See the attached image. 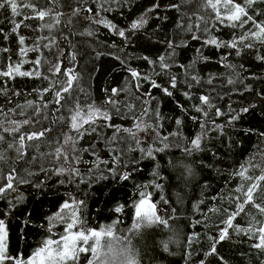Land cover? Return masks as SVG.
<instances>
[{
	"label": "trees",
	"instance_id": "16d2710c",
	"mask_svg": "<svg viewBox=\"0 0 264 264\" xmlns=\"http://www.w3.org/2000/svg\"><path fill=\"white\" fill-rule=\"evenodd\" d=\"M31 2L37 10L51 9V15L45 21L24 20L30 27L22 26L18 34L12 31L14 22L25 16L33 17V10L21 6L20 15H15L10 6L0 9V72L7 71L9 64L21 61H24L21 71H34L32 62L41 60L39 77L0 75V135L3 136L0 184L6 183L13 170L30 181L18 184L15 191L0 198V219L5 220L8 231V254L27 260L45 239H58L64 232V223L56 222L51 227L49 218L74 197L84 202L78 215L86 227L99 230L113 225V231L121 239L112 243L117 249H127L121 260L131 256L138 264H264V251L253 247L258 241L232 228L228 230V238L216 243V253L209 254L214 240H219L221 229L226 227L229 214L236 209L237 198L243 200V192L264 174V61L259 59L264 56V43L249 39L237 48H230L216 47L206 41L215 37L229 43L242 34L247 35L253 24L233 28L220 23L205 6V0ZM99 3L110 10L99 9ZM156 3L160 7L148 11ZM77 8L79 14L73 15ZM89 8L91 12L86 11ZM262 10L264 4H257L249 14L258 22L264 21ZM142 15L147 23L130 30L131 23ZM57 16L59 24H55ZM99 20L115 24L117 29L125 31V37L119 36L116 29L98 23ZM45 22L54 24L51 31L41 29ZM206 26L208 31H204ZM18 35L26 38L24 45L19 44ZM194 35L199 39H193ZM169 41L176 55L168 61L172 66L165 71L178 80L177 88L170 89L172 97L152 88L144 78L168 86L169 76L157 73L161 71L158 58L172 51ZM37 42L40 45L37 51H29L26 56L19 54L21 47L31 48ZM193 61L194 66L187 68ZM54 64L60 65V72L52 70ZM69 69L76 78L68 92H61L62 99L57 103L56 92L67 87L69 75L65 73ZM130 69L138 71L141 78H133ZM192 75H198L199 83L192 80ZM113 88L121 89L113 97L117 101L115 106L105 103ZM185 91L192 93L191 100L183 96ZM149 92L155 99H149L146 95ZM201 95H208L211 101V106H204L207 118L192 107L200 104ZM29 101L33 107L27 106ZM177 102L187 111L182 112ZM77 104L85 111L94 105L107 111L111 119L97 117L94 124L83 125V135L76 143L81 162L74 163L72 145L65 144L64 139L79 136L71 128ZM145 107L146 116L142 115ZM245 107L249 111L229 124L233 112ZM217 108L225 115L216 116ZM192 117L197 119L194 121ZM177 118L183 121L179 132ZM140 119L151 127L137 131L135 126ZM24 120L30 123L23 124ZM213 121L215 125H223V130L216 129ZM17 124L18 132L3 131ZM201 124H206V128L202 129ZM109 125L132 129L136 138L128 132H116ZM41 131L43 136L26 139L22 150H17L21 147V135ZM199 133H204L201 150L186 153L185 149L191 148V139ZM136 140L140 141L139 145ZM10 144L13 146L9 147ZM58 147L67 153V160L56 156ZM149 147L163 150L155 151L153 159L141 152ZM116 157L118 163L114 162ZM241 165L247 167L246 175L251 179L237 175ZM61 167L79 168L80 176L59 175L57 170ZM124 172L130 173L128 179L121 178ZM141 192L151 193L157 215L167 225H143L138 230L133 227L135 205ZM254 199L256 204L264 206V182L254 189ZM10 202L14 207H10ZM116 207H121V212L117 213ZM233 225L245 230L250 226L258 228L264 225V214L253 204H247ZM85 262L82 254L80 264Z\"/></svg>",
	"mask_w": 264,
	"mask_h": 264
},
{
	"label": "snow or ice",
	"instance_id": "6c2138e0",
	"mask_svg": "<svg viewBox=\"0 0 264 264\" xmlns=\"http://www.w3.org/2000/svg\"><path fill=\"white\" fill-rule=\"evenodd\" d=\"M257 4H264V0H242V3H237L236 0H205V6L207 8H210L214 13L216 19L220 23H227V26L229 27H241L243 28L245 24H248L251 22L254 26L253 30L248 32L247 35H241L240 37L234 38L233 41L229 43H222L218 41L215 37L209 38L206 43L215 45L216 47H230V48H237L238 44L244 43V41L253 39L257 40L261 43H264V21H257L254 19L253 15L249 14V10L254 11V5ZM6 6H10L11 11L15 15H20V12L18 9L23 7H28L33 10L35 15L33 17L25 16L23 20L20 22H14L13 32L18 34V30L23 26L25 28L30 27V25L24 23V20L27 19H39L40 21H45L46 17H50L51 15V9L49 10H37L34 6V4L31 2V0H0V9L5 8ZM160 5L158 3L154 4L152 8L148 9V11H155L157 8H159ZM172 8H178V5H170ZM99 9L108 11L110 9L104 8L103 3H99ZM86 11L91 12L92 9H86ZM80 12V9L77 8L74 10L73 15H78ZM98 14V13H97ZM262 15H264V10L261 12ZM59 15V14H58ZM146 15V14H145ZM145 15L140 16L136 20H134L130 25V30H137L141 27H143L147 23V19L145 18ZM203 19V17H201ZM71 20H69V23ZM98 23L105 24L106 27H109L111 29H116L118 31L119 36L125 37L126 33L122 29H117V26L115 24H112L110 21L107 20H99ZM60 20L57 16L55 18V24H59ZM41 29H48L51 31V29L54 27L53 23L45 22L44 24L40 25ZM190 30V29H189ZM204 31H208L207 26L205 27ZM193 39H199L198 36H193ZM25 37L18 35V42L20 45L25 44ZM41 39H45V37H41ZM54 40V38H52ZM169 48L172 49L168 53L167 56H160L158 58L159 67L161 69L160 72L157 73V75H165L167 74L169 76L168 80V86L165 87L161 84H158L155 79H151L149 77H144L145 79L149 80V83L151 84L152 88L160 89L164 95L168 97L173 96V92L170 89H176L177 88V77L175 75L168 74L165 70L169 69L172 65L168 62L176 55L172 43L169 41ZM39 43L35 44L31 48L21 47L19 49V54L21 56H26L27 52L29 51H37L39 48ZM47 47V45H44ZM186 46V45H182ZM245 47H252V44H245ZM3 51H7V49H4ZM197 52H200L199 49L196 50ZM239 54V53H237ZM202 55V53H201ZM144 59H148L147 57H144ZM205 60L210 59L209 57H204ZM262 61H264V56L259 57ZM24 61L18 62L16 64H9L8 70L4 72H0V75L14 78L15 75L19 76H41V73L39 71V66L41 65V60L37 58L32 63L35 66L34 71H21L22 64ZM152 63H156V61H150ZM174 63V61H173ZM195 61L191 62L189 65H187V68H191L194 66ZM181 67H185L181 65ZM226 67H234L232 65H226ZM52 70L56 73L60 72V65L54 64L52 66ZM131 73V76L136 79L141 78V74L133 69L129 70ZM71 69L68 70L65 75H69V79L67 81V87H63L62 90H58L56 92L57 100L56 102L59 103L60 99H62L61 92H68L71 88L72 80L75 79V76L70 75ZM192 80L199 83V77L198 75H192ZM211 83V78L208 81ZM229 83H233L231 79L228 81ZM139 87V85H138ZM191 87V85H189ZM121 91V89L113 88L111 90L112 95L108 98L105 103L112 104L113 106L116 105L117 101L113 98ZM183 96L186 99L191 100L192 93L185 91L182 93ZM146 95L149 97V99H155L151 95V93H146ZM198 100L200 101V104L198 105H192V107L195 109L196 112L202 113V115L207 118L208 112L204 106H211V101L208 95H201L198 97ZM148 101H145V104H147ZM27 106L33 107V102L29 101L27 102ZM20 107V106H18ZM177 107L181 109L182 112H186L187 110L184 108L182 104L177 102ZM12 111H15L14 109ZM249 111V108L245 107L240 110V112H233V114L230 116L228 123L231 124L233 121L238 120L240 118L241 113H247ZM23 114V113H21ZM142 115H148V108L145 107L142 110ZM216 116L225 115V113H222L219 108L216 109L215 112ZM157 118H159L160 114L157 110L156 112ZM97 117H102L104 120H110L111 116L107 111H102L100 108L95 107L94 105L89 106L87 110L85 111L80 107L79 104H77L76 109L74 111V114L71 117V128L76 131L79 136L78 137H72V136H66L64 139L65 144L71 143L72 145V152H73V162L79 163L81 162V157L76 149V143L80 136L83 135V132H81V129L83 128L84 124H94L95 119ZM192 119L195 121L197 118L192 117ZM15 123V122H12ZM30 123L29 120H24L23 124ZM176 125L178 126V132L179 128L182 125L183 121L179 118L175 121ZM214 124V121H213ZM110 127H115L116 132L124 131L128 132L133 139H135V132L132 129H121L119 126L109 125ZM0 127H2V123H0ZM151 125L147 124L143 119H140V122L136 124L135 128L137 131L141 130H147L150 128ZM214 127L220 131L223 130V125H215ZM201 128H206V124H201ZM20 130V125L17 124L12 129H3V131H11V132H18ZM95 130V129H92ZM44 135V132L41 131L39 133L32 132L30 134L21 135L19 137V144L20 149H17L18 151H21L25 140H35L39 139L41 136ZM264 135V134H262ZM204 137V133H199L194 136V138L191 139V148L185 149V152L188 154H191L192 151H199L202 147V140ZM115 139V137H113ZM164 140H167V137L163 138ZM0 140H3V136L0 135ZM137 145H139L140 141L136 140ZM13 145H9V147H12ZM164 147H168L167 144L164 145ZM163 149H153L151 147L149 148H143L141 149V152L147 155L150 158L154 157L155 151H162ZM56 156L59 158L60 156H63L65 160L68 159L67 153L62 151V148L58 147L56 150ZM87 151V150H84ZM93 154H95V149L92 150ZM0 159H3V156L0 155ZM114 162H119V157H116ZM99 158L97 157V166H99ZM113 173L116 172V169H110ZM189 171H191L189 169ZM248 169L245 167V165H241L240 171L237 173L241 178L244 179H251V177H248L246 175ZM264 172V170H262ZM57 173L59 175H64L67 173L69 176L72 177H78L80 176V170L79 168L70 167L68 169H65L63 167L59 168L57 170ZM28 175H32V173H28ZM130 177L129 172H124L121 174L122 179H128ZM2 178V177H0ZM82 179V177H81ZM256 183L251 184L246 191L243 192V200H241L239 197L237 198V207L236 209L231 212L225 221L226 227L221 229L219 240H214L213 245L210 249L209 254H215L216 253V243H219L220 241L225 240L228 238V230L229 228H232L236 232H244L246 235H249L250 237L256 239L258 242L253 245L256 249H260L264 251V225L255 228L254 226H250L247 230L240 228L239 226L233 225V220L236 218V216L240 215L244 212L245 206L247 204H253L254 207H256L261 214H264V206L260 204L255 203L254 199V189H257L259 187V182H264V174L256 178ZM30 181L27 179V177L19 176L15 173V170H13L12 173H10L6 178L5 184H0V198H3L4 195L9 191H15V188L18 184L21 183H29ZM63 183V181H61ZM156 187H159V185H156ZM237 191H243L242 189H238ZM70 201H65L60 210L53 216L49 218V223L51 227H55L56 222H63L64 223V232L59 236L58 239H53L51 237L45 239L42 242V246L39 247L33 254L30 256L27 260L23 259L21 256H10L7 252V237H8V231L6 227V222L4 219H0V264H8L9 261L12 262V264H80L81 256L82 254L86 257L85 264H138L135 258L131 256H126L124 260H121L120 258L122 256H125L127 249L121 248L117 249L112 241H118L121 238L117 237L115 232L113 231V225H108L106 227L100 228L99 230L88 228L84 225L83 218L78 215L81 205H83V201H77L74 197H70ZM10 207H14V204L10 202ZM65 210H68L66 213ZM115 211L117 213L121 212V207H116ZM7 215V213H5ZM135 216L136 221L133 225L135 229H140L143 225H152L156 223L167 225V221L162 219L159 215H157V205L151 201V193H140V199L139 202L135 205ZM27 223V221H26ZM127 239V238H124ZM107 241V243H105ZM165 250H167V246L165 245ZM90 254V256L88 255Z\"/></svg>",
	"mask_w": 264,
	"mask_h": 264
},
{
	"label": "rangeland",
	"instance_id": "374dc122",
	"mask_svg": "<svg viewBox=\"0 0 264 264\" xmlns=\"http://www.w3.org/2000/svg\"><path fill=\"white\" fill-rule=\"evenodd\" d=\"M136 219H137V218H136V216H135V217H134V223H135Z\"/></svg>",
	"mask_w": 264,
	"mask_h": 264
}]
</instances>
